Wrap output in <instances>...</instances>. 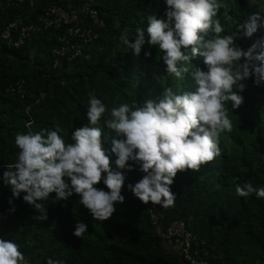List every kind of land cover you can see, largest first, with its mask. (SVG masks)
<instances>
[{
    "label": "trees",
    "instance_id": "16d2710c",
    "mask_svg": "<svg viewBox=\"0 0 264 264\" xmlns=\"http://www.w3.org/2000/svg\"><path fill=\"white\" fill-rule=\"evenodd\" d=\"M97 1L99 13L106 15V26L96 40L82 45L81 55L73 61L61 60L54 66L52 50L59 46L61 31L36 32L18 48H8L0 39V239L19 245L25 261L31 264H48L49 260L52 264H185L174 250L165 249V243L153 231L148 209L129 188L145 174L132 161L129 166L133 171L116 166L111 141L117 137L106 120L113 107L127 104L134 110L147 99L162 98L166 88L182 95L194 92L197 85L190 74L181 79L169 76L166 85L162 84L152 73L166 66L164 53L146 43L136 55L120 40L127 30L130 43H134L137 29L146 33L149 16L166 19V0ZM80 2L24 0L8 5L0 0V29L17 18L24 24H37L48 7L67 8ZM219 2L227 5L216 17L223 28L221 36L233 35L234 46L244 51L264 38V27L252 38L237 30L251 13L260 12L264 17V0ZM212 36L210 31L206 39ZM147 52H151L150 57ZM182 52L191 56L190 49ZM191 63L208 70L203 56L193 57ZM18 80L25 84L22 98L6 93V88ZM239 84L244 85V91L239 92L238 86L234 91L243 96L244 102L239 109L232 108L231 102L225 105L233 127L220 136V155L201 165L199 171L177 173L171 186L176 196L174 206L165 209L150 203L164 227L173 221L184 222L193 236L192 248L208 264H264V198L255 192L247 197L236 194L237 185L264 187V84L257 86L254 76ZM90 94L107 108L97 127L102 129V144L111 168L125 176L121 193L125 202L115 205L110 219L100 221L84 208L78 195L58 201L51 193L47 201H37L44 204L48 217L38 221L34 217L41 213L24 201L26 194L14 197L4 181L6 165L17 161L15 137L59 129L66 144H74V130L89 124ZM96 187L109 191L103 179ZM78 222L87 225L82 238L74 235Z\"/></svg>",
    "mask_w": 264,
    "mask_h": 264
},
{
    "label": "clouds",
    "instance_id": "9594fccd",
    "mask_svg": "<svg viewBox=\"0 0 264 264\" xmlns=\"http://www.w3.org/2000/svg\"><path fill=\"white\" fill-rule=\"evenodd\" d=\"M166 5V19L147 18V35L144 29H137L134 43H130L125 30L120 40L136 55L146 43L158 47L164 53L168 75L181 79L190 74L196 90L178 95L166 88L162 98L147 99L134 110L127 104L113 107L106 120L117 137L111 141L116 166L133 171L129 166L132 161L145 174L134 186L129 185L130 190L144 204L165 209L174 206L176 196L171 186L178 172L199 171L201 165L220 155V136L233 127L225 105L231 102L232 108L239 109L244 102L234 86L243 92L244 85L238 82L253 76L257 86L264 84V38L244 51L234 46L233 35L221 36L223 28L216 17L221 8H227L226 4L219 0H166ZM262 20L260 12L251 13L237 30L252 38L264 27ZM210 31L213 36L206 39ZM182 49H190L191 56ZM145 55L150 57L151 52ZM196 56L204 57L207 71L192 65L191 59ZM106 111V105L90 94L89 124L74 130V144H66L59 129L16 135L17 161L6 165L4 181L11 186L14 197L26 194L24 201L41 213L34 217L36 220H47L44 204L37 201H47L51 193L58 201L78 195L84 208L100 221L110 219L115 205L125 202L121 194L125 176L111 168L102 144V129L97 127ZM102 179L109 191L96 187ZM253 192L264 198V187L256 189L251 183L236 187L241 197ZM85 232L87 225L78 222L74 235L82 238ZM0 264L27 262L19 245L0 239Z\"/></svg>",
    "mask_w": 264,
    "mask_h": 264
},
{
    "label": "built area",
    "instance_id": "2783aa9c",
    "mask_svg": "<svg viewBox=\"0 0 264 264\" xmlns=\"http://www.w3.org/2000/svg\"><path fill=\"white\" fill-rule=\"evenodd\" d=\"M23 1L6 0L8 5H17ZM97 2V0H82L77 5L67 8L52 5L44 11L37 24L28 25L24 24L20 18L14 19L0 29V39L8 48H18L36 32L48 29L61 31L57 37L59 46L52 50L54 66H58L61 60L73 61L81 55L82 45L96 40L100 31L106 26V15L99 13L96 8ZM25 92V84L22 80L6 88V93L11 96L18 95L22 98ZM40 97L43 95L40 94ZM140 202L148 209L149 220L155 235L165 244L173 247L180 261L185 264H208L207 260L199 256V251L192 248L193 236L184 222L177 220L164 227L158 215L151 209L150 203ZM26 262L31 264L29 261Z\"/></svg>",
    "mask_w": 264,
    "mask_h": 264
},
{
    "label": "rangeland",
    "instance_id": "374dc122",
    "mask_svg": "<svg viewBox=\"0 0 264 264\" xmlns=\"http://www.w3.org/2000/svg\"><path fill=\"white\" fill-rule=\"evenodd\" d=\"M166 67L167 66H163L160 69H158L152 73L154 75V77L156 78V80L161 81V83L165 84V85L169 79V75L166 71ZM169 83H171V82H169Z\"/></svg>",
    "mask_w": 264,
    "mask_h": 264
},
{
    "label": "crops",
    "instance_id": "0c3cea01",
    "mask_svg": "<svg viewBox=\"0 0 264 264\" xmlns=\"http://www.w3.org/2000/svg\"><path fill=\"white\" fill-rule=\"evenodd\" d=\"M82 1V0H81ZM165 246V249L167 250V251H172L173 250V247L172 246H170V245H168V244H165L164 245Z\"/></svg>",
    "mask_w": 264,
    "mask_h": 264
}]
</instances>
